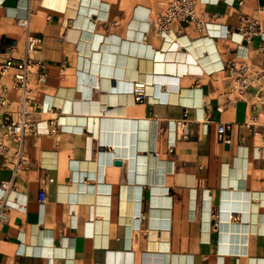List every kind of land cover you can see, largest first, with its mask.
Wrapping results in <instances>:
<instances>
[{
    "label": "crops",
    "instance_id": "0c3cea01",
    "mask_svg": "<svg viewBox=\"0 0 264 264\" xmlns=\"http://www.w3.org/2000/svg\"><path fill=\"white\" fill-rule=\"evenodd\" d=\"M161 1L0 0V61L11 44L24 56L17 18L31 10L46 116L67 126L26 141L30 167L8 194L26 207L0 224V264H264V117L255 133L244 126L250 101L228 103L221 69L242 56L262 63L258 39L200 37L181 23L162 37ZM196 5L232 26L241 13L264 22V0ZM11 176L0 168V182Z\"/></svg>",
    "mask_w": 264,
    "mask_h": 264
},
{
    "label": "built area",
    "instance_id": "2783aa9c",
    "mask_svg": "<svg viewBox=\"0 0 264 264\" xmlns=\"http://www.w3.org/2000/svg\"><path fill=\"white\" fill-rule=\"evenodd\" d=\"M243 2L239 0L240 5ZM161 7L154 28L162 37L170 35L175 23H181L193 25L200 37L229 38L238 44L257 38L256 50L264 58V22L252 14H239L236 24L232 26L217 21L219 13L207 14L199 10L196 0H162ZM30 15L31 10L27 16L17 18V22L26 30L24 56H14L16 45L11 44L5 59L0 61V168H8L12 173L10 179L0 182V224L8 221L11 208L26 207V204L10 201L8 194L15 189L14 180L30 167L27 139L41 134H57L67 127L61 116H46L54 108L42 90L48 77V64L32 56L41 47L43 39L31 32ZM171 47H178V42H173ZM221 69L226 71L230 80L226 92L228 103L239 98L250 101L244 126L255 133L264 117V59L262 63L255 64L246 56L233 58ZM132 94L136 101H144L147 97L146 84L135 81ZM222 109L219 108L220 111ZM217 134L221 142H232L226 123L218 124ZM45 199V190L41 189L39 200L44 203Z\"/></svg>",
    "mask_w": 264,
    "mask_h": 264
},
{
    "label": "bare ground",
    "instance_id": "6f19581e",
    "mask_svg": "<svg viewBox=\"0 0 264 264\" xmlns=\"http://www.w3.org/2000/svg\"><path fill=\"white\" fill-rule=\"evenodd\" d=\"M102 5H105V4H102Z\"/></svg>",
    "mask_w": 264,
    "mask_h": 264
}]
</instances>
